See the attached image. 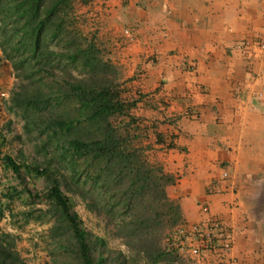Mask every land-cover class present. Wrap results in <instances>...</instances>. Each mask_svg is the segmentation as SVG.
Here are the masks:
<instances>
[{
	"label": "crops",
	"instance_id": "obj_1",
	"mask_svg": "<svg viewBox=\"0 0 264 264\" xmlns=\"http://www.w3.org/2000/svg\"><path fill=\"white\" fill-rule=\"evenodd\" d=\"M133 2L126 24L135 43L117 50L120 28L104 40L120 77L130 79L146 158L173 177L166 195L178 203L182 225L204 218L198 204L205 203L208 216L230 228L236 264H250L260 231L247 180L264 174V51L239 44L261 31L264 2Z\"/></svg>",
	"mask_w": 264,
	"mask_h": 264
},
{
	"label": "trees",
	"instance_id": "obj_2",
	"mask_svg": "<svg viewBox=\"0 0 264 264\" xmlns=\"http://www.w3.org/2000/svg\"><path fill=\"white\" fill-rule=\"evenodd\" d=\"M71 6L72 0H0V22L11 21L13 37L2 40L0 49L16 78L22 79L10 93L9 110L23 119L26 134L34 127L42 153L46 154V144L52 155L44 165H25L20 152L21 163L7 154L0 160L15 175L24 167L47 182L41 199L60 215L58 229L64 235L55 234V243L65 255L62 263L107 264L121 254L111 257L106 241L87 233L69 195L101 217L112 236L130 249L143 250L159 228L177 229L183 223L178 203L166 195L173 177L146 159L145 148L129 146L111 127L109 120L131 110L134 100L119 98L114 67L94 46L80 44L71 35ZM2 141L0 137V145ZM178 242L176 235L174 243ZM161 253L155 257L161 258ZM0 264H24L4 233Z\"/></svg>",
	"mask_w": 264,
	"mask_h": 264
},
{
	"label": "rangeland",
	"instance_id": "obj_3",
	"mask_svg": "<svg viewBox=\"0 0 264 264\" xmlns=\"http://www.w3.org/2000/svg\"><path fill=\"white\" fill-rule=\"evenodd\" d=\"M132 4H134L133 0H72L68 18L71 35H74L80 44L94 46L102 60H107L114 67L119 98L127 103L133 102L127 87V81L130 79L122 80L120 77L122 72L114 63L115 59L111 55V49H108L104 37L112 36L110 32L120 28L115 35V42L118 44L117 50L124 51L127 46L135 43V28L130 27L129 23L126 24L128 15L126 12L128 7H132ZM124 9L126 10L124 11ZM11 28L10 20L5 19L4 22H0V47L3 43L2 40L12 41ZM124 32L133 35V39L127 41ZM68 38L72 37L69 35ZM3 55L0 49V137L3 139L0 145V158L7 154L16 163H21L20 158L23 157L25 165L34 162L44 165V161L48 162L49 156L52 157L49 147L44 144L42 149L46 150V154L42 153L39 147H42V142L34 127H31L33 128L31 132L26 134L23 129L25 126L23 119L14 113L15 110H9L10 93L22 79L16 78V73L10 62ZM54 72L59 73L57 70ZM39 75L46 76L42 73ZM45 80L51 81L47 76ZM131 112V110H127L125 114L112 117L109 120L110 125L114 131L127 138L129 146L146 150L141 141L143 124L137 121ZM38 138L39 140H37ZM18 152L22 154L21 157ZM255 176H251L247 180L251 184L247 189L249 193L247 195L249 198L248 210L250 216L258 224L260 237L257 239L259 244L257 258L250 264H264V174ZM47 189V182L43 181L41 177H34L27 168L21 167L18 174L15 175L10 170L3 168L0 160V233L10 235L13 250L24 264H64L62 262H66L62 249L55 243L56 235L61 238L64 235L63 231L58 229L61 223L57 222L59 220L57 216L60 215L49 211L50 208L41 199ZM14 192H16L15 196L12 195L11 199L6 197L7 194H14ZM69 197L73 203V211L87 233L92 238L104 239L107 249L112 253L111 257L115 256L116 258L117 252L121 254L116 260L109 259L107 264H212L210 257L195 258L185 251L177 249V245L174 243L176 226L159 228L158 232L150 238V247L143 250L130 249L120 239L112 236V230L110 227L104 226L101 217L87 212L76 197L70 195ZM161 252L165 254L157 259L155 256Z\"/></svg>",
	"mask_w": 264,
	"mask_h": 264
},
{
	"label": "built area",
	"instance_id": "obj_4",
	"mask_svg": "<svg viewBox=\"0 0 264 264\" xmlns=\"http://www.w3.org/2000/svg\"><path fill=\"white\" fill-rule=\"evenodd\" d=\"M264 2V0H263ZM127 41L133 39V35L124 32ZM241 49L264 51V16L261 31L248 40L241 41ZM226 172L220 174L221 180L226 179ZM198 210L204 218L188 225H180L176 229L179 240L177 249L185 251L195 258H211L212 264H236L231 256L232 232L225 227L220 220L208 216V207L205 203L198 204Z\"/></svg>",
	"mask_w": 264,
	"mask_h": 264
}]
</instances>
